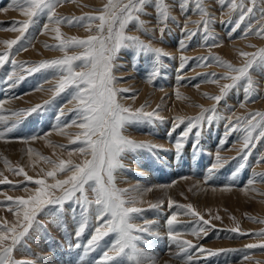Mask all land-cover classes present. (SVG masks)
<instances>
[{"label":"rangeland","instance_id":"obj_1","mask_svg":"<svg viewBox=\"0 0 264 264\" xmlns=\"http://www.w3.org/2000/svg\"><path fill=\"white\" fill-rule=\"evenodd\" d=\"M154 2L155 0L153 4L146 6L147 14L140 16L141 20L145 21L144 27L148 30V34L138 30L133 24H130L126 31L129 35L138 36L153 48L163 49L169 55L161 57V64L157 65L154 56L150 53L136 56L134 50L122 49L115 61L117 67L113 69V75L117 77L114 87L130 90L118 94L117 99L120 103L133 109L147 105L146 111L158 110L164 117L163 122L156 121L154 125L144 123L130 124L126 127L123 132L125 136L137 141L151 142L159 145L160 148L125 154L122 157L124 167L114 174L117 187L132 189L138 186L142 190L143 202L136 206L145 211L136 215L133 223L144 225L145 221H150L152 222L151 230L159 233L158 236L138 233L142 236L138 245L148 256L154 258L155 264H184L183 254L177 256L180 253V247L168 239L167 219L172 212L183 213L185 210L175 206L169 209L168 202L171 199L178 205L191 204L205 220L210 221V224L206 226L207 234L201 233L197 237L192 235V231L202 227V222L190 214L177 216L179 223L175 225V229L181 233V240H190L198 248L203 247L216 253L209 255L207 252L201 253L197 249H191L189 254L193 256L194 264H264V249L245 247L248 244L264 243V236L254 235L264 230V223L249 219V217H255L257 221L264 220V194H262L264 182H261L259 176H255L257 173H264V161L257 163L264 155V138L259 141L254 140L255 147L250 146V152L245 150L248 154V160L245 162L240 152L245 134L243 129L231 131L227 136L225 135L227 117H231L235 122L236 117L264 112V73L255 67L250 70L257 85V90L250 100L245 101L244 81H241L216 105L217 114L224 119L214 118L211 124L205 119L202 126L194 128L184 141L179 156L175 148L177 138L188 126V118L201 114L199 106L210 109L216 101L209 96L220 95L221 86L231 83L230 80L221 78L226 69L218 66L214 60L199 61L193 58L219 57L236 67L242 66L245 58L240 56L241 51L255 52L264 47V39L255 34L244 35L249 23L254 29L264 25V20L259 19L261 16L259 9L264 7V4H260L257 0L254 17L251 20L246 18L240 28L232 32L235 21L238 19V11L229 14L227 3L222 6L219 0H204V6L214 18L211 31L216 38L215 42L220 44L219 47H213L211 46L213 41L210 39L205 42L202 30L197 31L198 25L193 23L201 19L195 10V0H189L186 12L181 11L179 0H166L170 6L171 15L177 22L168 21L163 38L159 32L161 25L157 23ZM244 2L247 6H251V0H244ZM105 3L107 0H65L56 11L61 17H81L85 14H95ZM25 19L27 17L15 7L14 0H0V41L15 39L19 32L8 29L12 27L14 21ZM45 23H48L47 16L42 15L30 25L21 41V44L27 47L26 51L20 50L17 53L15 49L20 45L14 46L12 58L18 62L17 65H13L9 60L0 67V101H5L0 107V116L7 119V125L0 122V131L16 121L14 112L42 105V108L36 112L22 115L17 127L7 133L4 139H0V147H2L0 148V172L12 182L0 184V219H6L10 224L15 223L17 217L7 210L9 205L13 208L15 205L8 202L6 197L26 198L37 185L34 182L25 181L22 175L18 176L9 171L4 164L5 158L10 161L12 167L22 166L34 179L42 178L41 169L46 171L51 165L39 160L35 154L32 158L35 163L31 162L27 155L29 148L52 160L71 158L74 162L80 163L85 159L83 155L74 151L80 145L70 144L69 136L60 135L56 130L58 124L63 127L75 116V113L67 111L73 107V104L68 103L72 89L59 94L54 93L53 90L60 75L55 69L29 72V69L41 61L64 55L58 48L45 46L58 43L53 39V33L42 31ZM95 23L98 21L93 23L91 32L83 26H69L67 23H62L60 28L65 37L86 38L88 35L96 34ZM186 23L189 30L197 32L191 39H188L182 31ZM181 41L186 44L182 50L179 46ZM4 50L5 46L0 44V53ZM67 51L69 55H72L81 52L82 49L74 47ZM181 56L189 58L183 69L180 68ZM205 63L208 66H203ZM156 68H158V74L150 83L149 77ZM13 71L16 73L13 77L16 81L14 84L7 79ZM212 73L216 76H212ZM20 77L23 78L20 79ZM178 77L183 79L178 80ZM213 79H217L219 83L210 82ZM177 92L181 94V98H177ZM241 103H244V107L240 106ZM158 105L159 109H157ZM62 111L65 112L63 116L60 115ZM205 115H211V113ZM176 117H183L185 120L172 131L176 124ZM198 130L201 135L197 144L195 132ZM66 131L76 133L80 130L72 127ZM170 132L171 136H169ZM34 136L36 139H32ZM23 138H27V142ZM59 145L65 147H59ZM70 151L71 157H69ZM217 154L223 158L222 166L213 171L210 179H206L209 169L217 162ZM88 158L90 159V156ZM241 163L246 164L243 169L239 168ZM233 173L236 175L234 176ZM65 176L66 174H58L57 178L64 179ZM253 178L256 182L249 185L248 181ZM47 182L54 183L51 178H47ZM85 187L88 188V186ZM148 188L152 190L146 191ZM60 194V191L55 192L56 196ZM79 195L77 193V196ZM87 195L90 200L94 199L90 190H87ZM159 201H163L160 208H149L150 203ZM94 210L93 204L89 209L88 226L77 238L75 232L78 228L80 206L75 198L65 201L62 209L57 205L45 207L38 213L36 223L32 225L28 234L16 246L13 252L14 259L30 260L33 264H47L49 260L40 256L41 252L47 251L46 253L54 255V258L68 255L65 264H72V258L73 264H97L103 252L115 242L117 234L109 233L100 242L99 247L86 254L87 241L100 223L96 220ZM217 215L220 219H215ZM237 223L240 232H232L231 229L236 227ZM41 225L43 227H40ZM77 244L80 247H76ZM165 254H169L171 260L159 261ZM245 257L248 258L245 259ZM61 259L59 260H64V258ZM121 260L123 264H131L127 258L120 257L110 264H120Z\"/></svg>","mask_w":264,"mask_h":264},{"label":"snow or ice","instance_id":"obj_2","mask_svg":"<svg viewBox=\"0 0 264 264\" xmlns=\"http://www.w3.org/2000/svg\"><path fill=\"white\" fill-rule=\"evenodd\" d=\"M65 0H14L15 7L19 9L22 15L27 17L23 21H14L10 29L11 31L19 32L15 39H8L0 41V44L5 46L3 53H0V67L11 60L13 65L18 62L13 59L14 46L20 45L15 51L27 50L25 45L21 44L25 33L30 25L35 23V19L44 15L47 16L48 23H45L42 31H50L54 34L53 39L58 43L55 45H45L46 47L58 48L64 53L62 57L44 60L36 64L29 72H37L41 69H55L60 75L55 84L54 93L59 94L67 89H72L71 99L69 104H73L71 109L67 111L75 113L73 119L63 125V127L56 126V130L60 135L69 136L70 144H79L80 146L74 151L80 153L85 157L80 163L74 162L71 158L52 160L49 157L42 156L35 153L34 149L29 148L27 155L32 161L35 154L39 160L51 165L48 170L41 169L43 172L42 178H33L29 176L22 166L12 167L10 161L4 159V164L8 170L15 175H22L25 181L34 182L37 187L32 190L31 194L25 197L7 196L6 200L14 204L7 207V210L12 212L17 217L15 223L10 224L6 219H0V264H33L30 260H16L13 257V252L21 240L28 234L30 228L36 223V217L45 207L49 205L62 206L65 201L76 199L80 206V216L78 228L75 236L79 238L88 226L89 209L95 205V217L99 225L95 228L91 238L87 241L85 252L95 250L100 246V242L109 233H116L117 239L108 250L103 252V255L97 264H110L116 261L118 257L127 258L131 264H155L153 257L148 256L144 249L139 247L138 242L142 240V236L138 233H148L149 235L158 236L159 233L151 230L152 222L145 221L144 225L133 223L136 215L145 211L136 205L142 203V190L137 186L132 189L119 188L115 183V172L124 167L122 157L127 153H136L138 150H148L160 148L159 145L148 141H137L131 139L123 134L126 127L130 124H151L154 125L156 121L163 122L164 117L159 114L158 110L146 111L147 105H141L139 108L133 109L130 106H125L117 99L120 92H128L129 89H117L114 83L117 77L113 75V69L117 67L115 61L118 53L122 49L134 50L136 56L141 54H152L157 65L161 64V57L169 54L161 48H153L150 44L142 41L138 36L129 35L127 29L130 24H133L138 30L145 31V21L141 20L142 14H147L145 8L153 4V0H107L103 7L96 11L95 14H85L81 17H61L57 14L56 9ZM223 6L227 3L229 14L238 11V19L232 28L235 32L240 28L241 24L246 18L251 20L254 17V9L257 8V0H251V6H247L244 0H219ZM260 4H264V0H259ZM154 7L157 12V23L161 25L159 32L161 38L167 29L169 20L177 22L175 17L171 15L170 6L166 0H155ZM179 7L181 11L186 12L189 7V0H179ZM195 10L200 15V21H195L198 25L197 31L203 32L204 41L212 40L213 47H219L216 43L214 33L211 31V26L214 23V18L211 16L208 9L204 6V0H195ZM261 12L260 20H264V7L259 9ZM87 21V23H84ZM95 23L94 35H88L86 38L80 37H65L61 32L60 25L67 23L69 26H83L87 31H92V25ZM224 21H222L223 23ZM259 23V21H257ZM188 39L196 35V31H191L185 24L183 30ZM255 34L264 39V25L254 29L249 23L244 35ZM231 35V33H229ZM181 50L186 47L184 41L180 43ZM207 46V44H206ZM255 47L254 45H250ZM80 48L81 52L72 55L68 54L69 48ZM240 56L245 58L244 63L240 67L234 66L231 62L222 60L219 57H197L193 58L199 61L214 60L218 66L226 69L221 77L225 80H230L231 83H226L220 88V95L209 96L210 99L216 101L210 109L201 107V114L188 118V126L181 133L175 142L177 155L179 156L181 149L184 146V141L187 140L194 128L202 126V122L206 119L209 124L213 119H224L217 114L216 105L227 95L232 89L237 87L241 81H244L243 90L245 93V101L252 98L257 90L256 82L253 80L250 70L254 67L260 69L264 73V47L257 49L255 52H240ZM188 57L181 56L180 68L183 69L188 61ZM79 62V63H77ZM23 66L22 64L20 65ZM200 66V65H198ZM203 66H208L205 63ZM79 69V70H78ZM158 74V68L154 69L149 77V82ZM216 76L215 73L211 74ZM16 76L15 71L8 75V81L13 84L16 82L13 77ZM23 77H20L22 79ZM178 80L183 77H178ZM210 82L219 83L217 79ZM11 86V85H10ZM177 98H181L179 92L176 93ZM207 95V94H205ZM5 101H0V107ZM47 103V102H45ZM244 107V103H241ZM42 105H36L33 108L14 112L13 115L17 117L16 121L10 126H6L3 131H0V139H4L7 133L12 132L20 123V117L26 113L36 112L41 109ZM159 109V105L157 106ZM211 113V115H205ZM61 116L65 115L62 111ZM259 118V119H257ZM59 119V118H58ZM228 124L226 125L227 136L231 131H239L241 128L245 133L243 135V144L240 152L243 154V161L247 162L248 154L245 150L250 152L251 148L255 147L253 141H259L264 138V112L249 113L246 117H236L233 122L231 117L226 118ZM175 127L184 123L185 118L176 117ZM0 122L7 125V119L0 116ZM238 125L240 127H238ZM75 127L80 131L76 133H69L68 128ZM256 133V135H254ZM201 132H195L197 144ZM171 136V132L169 133ZM27 142V138H23ZM36 139V137H32ZM51 143V142H49ZM223 143V142H222ZM59 147H65L59 145ZM195 147V145H194ZM72 152H69L71 157ZM90 156V159L88 158ZM216 164L209 169V175L206 179L211 178L213 171L222 166L223 158L217 154ZM264 161L262 155L257 163ZM245 163H241L239 168L243 169ZM239 171V169L237 170ZM58 174H66L64 179H58ZM235 176L236 173H233ZM261 182H264V173H257ZM0 184H11L3 173L0 172ZM47 178H51L54 183H48ZM91 182V183H90ZM256 180L250 179L249 185L254 184ZM85 186H88L86 189ZM87 190H90L94 199H89ZM151 188L146 191H151ZM256 191V189H251ZM60 191V195L56 196L55 192ZM77 193L80 195L77 196ZM264 194V193H262ZM163 205V201L157 203H150V209H158ZM173 206L184 209L183 213L172 212V215L167 219L168 239L175 242L180 247V253L183 254L184 264H194L193 256L189 254L191 249H197L199 252H207L209 255H215V252L204 249L192 243L190 240H181V233L175 229V225L179 223L177 216L179 214L192 215L197 217L202 222V227L198 230L194 229L192 235L199 237L201 233L207 234V227L210 224L209 220H205L203 216L191 205H178L175 201L169 200L168 207L172 209ZM59 219V217H57ZM215 219H220L217 215ZM234 219V218H233ZM254 222L264 223V220L257 221L255 217H249ZM56 222V221H54ZM40 227H43L41 225ZM232 232L239 233V224L231 229ZM254 235L264 236V230ZM76 247H80L79 244ZM246 248H261L264 249V243L248 244ZM222 251V250H221ZM248 257H245L247 259ZM123 264V260L120 261Z\"/></svg>","mask_w":264,"mask_h":264},{"label":"bare ground","instance_id":"obj_3","mask_svg":"<svg viewBox=\"0 0 264 264\" xmlns=\"http://www.w3.org/2000/svg\"><path fill=\"white\" fill-rule=\"evenodd\" d=\"M0 148H2V147H0ZM3 148H5V147H3ZM177 184L179 183L178 181L176 182ZM166 184V183H165ZM163 186H165V185H163ZM166 187H169V186H166ZM156 193H160V191H156ZM163 193H165V192H163ZM68 229V228H67ZM70 233V232H69ZM55 239V238H54ZM44 243H45V241H44ZM46 244H47V242H46ZM50 248V247H49ZM48 248V249H49ZM47 252V251H46ZM46 252H41V255L40 256H42V257H46V259L47 260H49L48 262L49 263H47V264H65V262H66V259H67V257H68V255L66 256L65 254L64 255H62V256H59V257H55L54 258V255L52 256L51 254H49V253H46ZM50 252V251H49ZM60 253V252H59ZM87 254V253H86ZM61 255V254H60ZM61 258H64V260L63 261H60L59 259H61ZM54 260H56V261H54ZM62 260V259H61ZM169 260H171L170 259V257H169V254H165L164 255V257L161 259V260H159V261H161V262H166V261H169ZM72 264L74 263L73 261H74V259L72 258ZM86 261H87V259L86 260H84V263H86ZM75 263H77V262H75Z\"/></svg>","mask_w":264,"mask_h":264}]
</instances>
